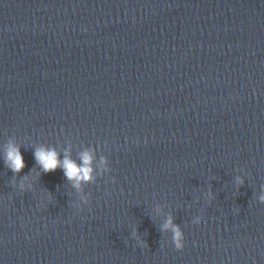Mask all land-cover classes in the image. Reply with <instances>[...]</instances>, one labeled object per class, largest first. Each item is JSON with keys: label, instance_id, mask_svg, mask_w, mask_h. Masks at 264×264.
Instances as JSON below:
<instances>
[{"label": "clouds", "instance_id": "clouds-1", "mask_svg": "<svg viewBox=\"0 0 264 264\" xmlns=\"http://www.w3.org/2000/svg\"><path fill=\"white\" fill-rule=\"evenodd\" d=\"M34 156L36 162L45 173L55 171L57 168H62L65 177L69 180L75 181L76 187H79L82 181L87 182L92 179V155L89 152L82 153V165H77V163L71 160L68 156H65L63 161H61L59 159V154L54 149L44 147L36 149ZM5 163L14 172H20L25 167L23 156L21 155L18 147H8L5 155ZM261 200L264 201V197H261ZM164 227L166 229H172L173 241L176 249H183V235L179 228L173 226L171 220H169Z\"/></svg>", "mask_w": 264, "mask_h": 264}]
</instances>
